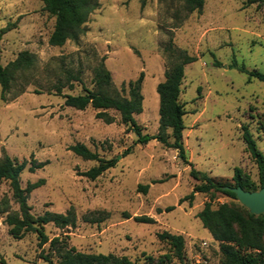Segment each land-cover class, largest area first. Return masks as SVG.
Returning <instances> with one entry per match:
<instances>
[{
	"label": "rangeland",
	"instance_id": "obj_1",
	"mask_svg": "<svg viewBox=\"0 0 264 264\" xmlns=\"http://www.w3.org/2000/svg\"><path fill=\"white\" fill-rule=\"evenodd\" d=\"M250 2L205 0L198 14L182 0H146L144 5L142 0H99L76 40L52 46L55 18L42 0H0V30L9 27L0 42L2 66L24 51L35 60L15 75L5 99L0 86V159L27 161L20 177L23 188L45 180L28 196L34 216L73 208L76 225L61 229L47 224L50 240L60 237L82 253L127 256L133 264H191L197 252L220 263L218 241L208 249L198 247L213 238L197 214L206 202L216 209L236 201L218 192L195 193L192 201L185 197L200 183L191 177L192 167L229 185L235 184L239 169L246 182L259 186L243 127L264 156V83L248 81L240 68L264 73V0ZM170 44L197 58L185 66L179 95L186 112L188 163L156 139L137 143L115 110L107 111L108 123L91 106L65 105V95L95 88L101 63L111 74L114 95L127 96L123 87L128 90L143 72V110L134 117L143 134H157L156 87L175 62L165 51ZM76 143L105 159L118 157V162L95 180L81 176L97 162L70 151ZM32 161L44 165L30 171ZM18 212L9 182L0 181V264H47L42 252L59 264L55 249L49 243L40 246L36 234L15 238L10 233L6 217ZM164 232L184 238L182 260L159 238Z\"/></svg>",
	"mask_w": 264,
	"mask_h": 264
},
{
	"label": "trees",
	"instance_id": "obj_2",
	"mask_svg": "<svg viewBox=\"0 0 264 264\" xmlns=\"http://www.w3.org/2000/svg\"><path fill=\"white\" fill-rule=\"evenodd\" d=\"M146 0H142L144 5ZM189 12L201 14L205 0H182ZM250 3L263 0H250ZM44 10L55 18L54 30L49 37V44L52 46H62L68 40H76L82 31L83 25L88 21L89 16L99 7V0H42ZM6 26L0 30V42L3 35L8 31ZM169 56L175 58V62L165 72L164 81L160 82L156 91L159 95V131L155 135L143 134L142 128L136 122L135 115L143 110L142 83L144 73L141 72L136 81L128 84L127 96H119L111 93V74L101 63L95 70L94 89L84 87V93L78 95H65V105L78 110H84L91 106L98 110L97 117L105 118L110 123L107 111L115 110L119 113L122 124L137 136V143H147L156 139L162 144L178 151L179 157L188 163L186 159L183 131L185 130L184 115L185 110L179 102L181 83L184 77L185 66L197 60L195 56L189 55L187 51L176 50L172 44L165 48ZM34 57L27 51L21 52L17 58L6 66L1 64L0 55V86L2 98L9 91L15 75L20 71L30 69L34 65ZM241 72L248 74V81L257 79L264 83V73L257 70L247 71L240 68ZM57 93H61V88H57ZM168 131H170L168 133ZM243 139L246 148L256 161L259 170V186L246 182L241 176V170L236 169L234 185L220 183L208 176L205 172L194 169L190 170V175L200 182L194 186L193 191L185 197L192 199L195 193L218 192L236 201L224 203L216 209L212 208L211 201L204 204L203 209L197 214L203 227L207 229L212 238L220 245V264H264V214L254 215L247 208L242 206L235 195L227 187H242L246 191H258L264 188V156L257 149L256 142L247 127H243ZM75 155L84 160L96 161L97 165L80 175L90 180H95L108 169L115 167L118 157L105 159L97 152L90 150L83 143H76L69 147ZM128 154V150L125 152ZM28 163L14 161L5 155L0 159V181L9 182L12 196L19 205V212L8 214L5 222L10 227V233L15 238H22L28 233L36 234L39 245L49 243L51 249L58 253L59 264H133L127 256L102 253H82L75 248H68L62 243L63 239L54 237L49 239L45 226L52 223L57 228L74 227L76 225V215L73 208L64 214L45 212L41 216H34L27 203L28 196L35 189L44 185L45 180L39 179L36 182H28L25 188L21 185V174L26 169ZM43 163L32 161L29 170L43 167ZM148 189V185L142 188ZM138 221L151 222L150 218H136ZM154 222V220H153ZM161 240L167 241L179 260H182L184 238L181 235H173L167 232L159 234ZM41 258L47 264H56L49 255L41 253Z\"/></svg>",
	"mask_w": 264,
	"mask_h": 264
},
{
	"label": "water",
	"instance_id": "obj_3",
	"mask_svg": "<svg viewBox=\"0 0 264 264\" xmlns=\"http://www.w3.org/2000/svg\"><path fill=\"white\" fill-rule=\"evenodd\" d=\"M235 193L238 202L251 214H264V188L258 191H246L242 187H227Z\"/></svg>",
	"mask_w": 264,
	"mask_h": 264
},
{
	"label": "built area",
	"instance_id": "obj_4",
	"mask_svg": "<svg viewBox=\"0 0 264 264\" xmlns=\"http://www.w3.org/2000/svg\"><path fill=\"white\" fill-rule=\"evenodd\" d=\"M217 244H218V242L214 239H212L211 242L206 241V240H201L198 247L202 248V249H208L211 246L217 245ZM191 264H220V263L219 262L214 263L210 260L209 257H204V256L198 254V252H197L193 257Z\"/></svg>",
	"mask_w": 264,
	"mask_h": 264
}]
</instances>
